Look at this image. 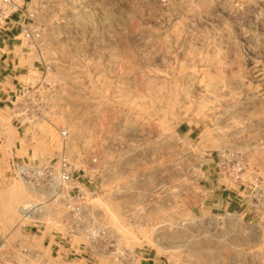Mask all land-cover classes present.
<instances>
[{
  "label": "rangeland",
  "instance_id": "1",
  "mask_svg": "<svg viewBox=\"0 0 264 264\" xmlns=\"http://www.w3.org/2000/svg\"><path fill=\"white\" fill-rule=\"evenodd\" d=\"M11 3L4 15L32 12L40 36L18 29L14 78L0 73V98L15 84L0 102V264H264V0ZM217 21L225 38L208 58ZM215 66L223 83L236 71L234 89L189 86ZM191 120L196 139L178 134ZM60 130L87 191L74 212L10 172L58 157ZM225 150L245 165L239 210L205 201L203 163Z\"/></svg>",
  "mask_w": 264,
  "mask_h": 264
},
{
  "label": "built area",
  "instance_id": "2",
  "mask_svg": "<svg viewBox=\"0 0 264 264\" xmlns=\"http://www.w3.org/2000/svg\"><path fill=\"white\" fill-rule=\"evenodd\" d=\"M3 4L8 7L14 5L10 0H2ZM12 13L4 15L3 10L0 9V21H5L11 18ZM16 18V24L19 28V34L26 41H35L39 39L38 28L30 23L34 19L32 12H23ZM59 138L61 141V150L59 156L47 161H21L12 162L10 164V172L14 177H18L25 183L31 186L47 189L52 192L53 195L59 196L64 192V199L66 200L67 208H71V212H74L73 202L78 199L82 194H86L87 191L83 184L79 183V176L77 175V169L75 163L67 157L64 152L68 135L65 130L59 131ZM214 159V168L217 174H220L226 179L237 182L240 180V176L244 172V162L242 157L234 151L225 150L220 153H216ZM257 179L253 178V183H249V193L253 194L256 190ZM34 208H23L21 213L23 217L29 215ZM77 209V208H76ZM86 233L89 229H86Z\"/></svg>",
  "mask_w": 264,
  "mask_h": 264
},
{
  "label": "crops",
  "instance_id": "3",
  "mask_svg": "<svg viewBox=\"0 0 264 264\" xmlns=\"http://www.w3.org/2000/svg\"><path fill=\"white\" fill-rule=\"evenodd\" d=\"M18 15H12L11 18L4 21V24L0 28V73H5V77H3L4 80L9 81L7 79L8 77L13 79L14 77H11L10 73H12V68H9L10 65V54L12 53V49H14L15 44L14 40L18 37L15 36L16 31L19 29L15 27V18ZM252 22L254 21H248V27L250 28L252 26ZM219 22L217 21L215 24L216 33H210L205 35V40L207 42V47H210V49H206L204 53V56L208 58H217L218 57V47H222V43L224 42V35L222 33H218V27ZM250 34V33H249ZM231 42H239V39L234 38V34L229 39ZM238 46V45H237ZM237 54L239 55L238 51ZM210 75L215 76V78H207L204 81H202L201 84H198L196 81H193L191 85H189L191 88H200V89H234L236 87L235 84H237L234 80V76L237 75L236 71H231L228 75V78L226 79L225 83H223L221 80H219L218 76L220 77V74H223V72H220L216 66L211 68L209 71ZM15 84L11 82V84H4L3 88V95L2 98H0V102H6L8 98L12 97L10 95L13 92ZM248 86V84L246 85ZM262 105L253 107H248V115L257 116L258 109H261ZM255 121H263L261 118L254 117ZM201 125L198 123V121L193 122L191 121H185L181 126L180 129H178V134L182 135L184 138L187 139H196L200 135V131L196 132L198 126ZM205 166L203 170V176L205 179V186L203 188L205 189V201L213 199V197H216V201L221 203V205L232 208L233 210H239L241 207V192H240V186L243 185L241 181H238L236 185H233V187L228 188L224 185L222 182L224 179L220 178L213 166L214 160L212 158L206 159V162L203 163ZM215 184V185H214ZM248 184V182H247ZM212 187V189L210 188ZM215 186V188H214ZM249 187V186H248ZM243 188L242 190H244ZM250 195V193H248ZM208 203V202H207ZM248 212H253L254 216H258L257 211L255 209V206L250 209L248 207ZM261 215V214H260ZM259 217V216H258ZM259 218H264V214H262Z\"/></svg>",
  "mask_w": 264,
  "mask_h": 264
},
{
  "label": "bare ground",
  "instance_id": "4",
  "mask_svg": "<svg viewBox=\"0 0 264 264\" xmlns=\"http://www.w3.org/2000/svg\"><path fill=\"white\" fill-rule=\"evenodd\" d=\"M15 198H16V197H15ZM30 208L32 209L33 207L30 205V206H29V209H30Z\"/></svg>",
  "mask_w": 264,
  "mask_h": 264
}]
</instances>
